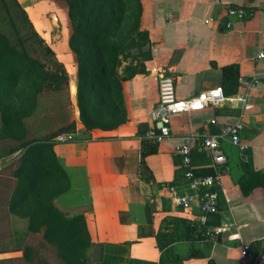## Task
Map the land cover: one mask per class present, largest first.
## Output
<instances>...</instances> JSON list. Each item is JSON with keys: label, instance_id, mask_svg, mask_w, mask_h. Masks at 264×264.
Segmentation results:
<instances>
[{"label": "crops", "instance_id": "1", "mask_svg": "<svg viewBox=\"0 0 264 264\" xmlns=\"http://www.w3.org/2000/svg\"><path fill=\"white\" fill-rule=\"evenodd\" d=\"M140 1V27L148 31L151 58L142 59L144 72L123 82L127 118L110 129H88L80 122L69 139L55 140L54 150L71 184L56 203L69 216L84 215L92 240L91 264H209L210 259L264 264V58H259L264 0ZM230 7H244L247 14L231 18L233 26L227 28ZM231 64L239 65V77L258 79L250 110L228 100L174 114L170 133L161 141L148 135L160 131L151 111L159 101L161 73L173 75L176 95L188 98L222 86L223 67ZM238 90L239 78L237 91L225 95ZM241 115V139L250 145V159L244 161L236 145L222 140L231 170L223 177L219 211L210 223L222 226L223 232L205 239L196 221L199 207L184 211L169 191L170 185H184L186 169L176 149L192 132H218ZM191 142L196 171L211 172L210 156L197 140ZM17 155L0 158V167ZM243 242L251 243L247 263L241 258ZM0 264L65 261L44 230L31 231L28 218L0 203Z\"/></svg>", "mask_w": 264, "mask_h": 264}, {"label": "trees", "instance_id": "2", "mask_svg": "<svg viewBox=\"0 0 264 264\" xmlns=\"http://www.w3.org/2000/svg\"><path fill=\"white\" fill-rule=\"evenodd\" d=\"M106 1L109 0H102V3L98 0H69V45L79 60L78 101L81 123L88 129H110L127 118L121 93L116 96L123 119L111 124L98 121L85 102L90 93L98 90L103 94L108 86H113L112 80L106 76L108 65H103L100 70L89 65L99 52L102 57H107L104 47L97 43L101 34H95L91 29L101 24L112 26L114 17L110 14L117 11L114 6L127 8L134 1V27L142 41L137 43L139 52L125 54L127 59L135 56L138 62L125 67L128 75L124 80L145 71L144 64L139 63L140 58H151L148 31L140 27L141 1ZM97 12L94 19L93 14ZM84 47L89 49L87 53H84ZM239 73L238 64L223 67L222 87L226 95L237 91ZM69 84L65 63L40 34L20 0H0V158L18 154L0 167V203H9L13 213L28 218L31 231L44 230L45 238L56 246L65 264H87L92 240L84 215L69 216L56 203L71 184L67 171L57 158L54 142L60 134L74 132L78 124L69 111ZM52 93L58 101L53 104L52 113L44 115L47 122L42 120L40 126L29 124V120L37 123L43 117L42 98ZM145 154H142L143 171L146 169ZM199 172L206 174L210 170ZM209 264L218 263L210 259Z\"/></svg>", "mask_w": 264, "mask_h": 264}, {"label": "built area", "instance_id": "3", "mask_svg": "<svg viewBox=\"0 0 264 264\" xmlns=\"http://www.w3.org/2000/svg\"><path fill=\"white\" fill-rule=\"evenodd\" d=\"M247 11L244 7H230L228 15L230 19L225 27L233 26V17H244ZM264 58V50L259 54ZM257 77H239L238 93L226 96L222 86L201 91L197 95L188 98H180L175 92V77L171 74L161 73L159 76V101L151 111V118L160 123L159 132L150 131L148 135L157 141H161L170 133L171 117L174 114L203 110L210 106L219 105L225 101H234L242 110H250L253 105L250 101L251 89L255 86ZM244 122L241 117L233 123H226L218 132H192L186 141L176 149V154L182 159V165L186 172L184 185H170L169 191L178 206L184 211H190L194 206L199 207L196 221L199 223V231L205 239H216L223 232L222 226L212 225L211 216L219 211V202L224 193L223 177L230 173L231 165L228 154L222 145V140L227 139L239 149V155L244 161H249V143L241 139V131ZM69 133L60 134L56 140L69 139ZM198 141L201 150L205 151L211 159L210 173H198L192 163L194 145L191 139ZM252 256L250 242H243L241 246V258L247 263Z\"/></svg>", "mask_w": 264, "mask_h": 264}, {"label": "rangeland", "instance_id": "4", "mask_svg": "<svg viewBox=\"0 0 264 264\" xmlns=\"http://www.w3.org/2000/svg\"><path fill=\"white\" fill-rule=\"evenodd\" d=\"M109 1H106V3L112 2V0ZM20 2L28 11L40 34L56 50L59 59L65 63L68 69L70 78L69 89L71 95L69 111L71 116L74 117L79 124L81 121L78 120L75 115V108L72 102V97L78 98L79 60L76 53L73 52L69 45L71 32L69 0H20ZM98 3H102V0H98ZM134 5L135 2L133 1L130 2L127 8H123L122 5H116V8L114 6V9H117V11L110 14L114 17L112 26L107 27L105 24H101V26H96L91 29L93 33L101 34V38L97 41V43L98 45L104 47V53L107 57H102L101 52H99L95 55L94 60L88 63L90 67L93 66L99 70L103 65H108L106 76H108L113 82V86H108L105 93L101 94L97 90L90 93L85 100L86 104L89 106V110L92 112V115L101 123L111 124L123 119V112L118 106V98L116 94L121 93V103L125 106L123 82L125 81L124 78L128 75L125 71V67L132 59V57L129 59L125 58V54L128 51L134 53L139 52L137 43L142 41V39L137 35L134 27L136 19ZM53 13L57 14V23H54L52 20ZM97 14L98 12L93 14L94 19H96ZM86 47H84V53L89 51ZM88 54L92 55V53ZM139 61L141 64L142 58H140ZM137 62L138 59L135 64ZM120 85L122 86L121 91L119 90ZM42 100L43 107L41 108V111L43 113V117L40 118L37 123H35L33 119L29 120V124L31 125L40 126L43 121L47 122L48 118L46 116L52 113L50 110H53V104L58 101L57 96L54 95V93L45 94ZM87 264H91V257L89 254Z\"/></svg>", "mask_w": 264, "mask_h": 264}, {"label": "water", "instance_id": "5", "mask_svg": "<svg viewBox=\"0 0 264 264\" xmlns=\"http://www.w3.org/2000/svg\"><path fill=\"white\" fill-rule=\"evenodd\" d=\"M52 20H53L54 23L58 22L57 14H55V13L52 14ZM136 59L137 58L135 56L132 57V59L130 60L129 64L130 65L135 64ZM72 102H73V105H74V108H75V115H76L77 119L81 121V107L79 105L78 98L77 97H72ZM144 127L146 129L148 128L147 123L144 124Z\"/></svg>", "mask_w": 264, "mask_h": 264}]
</instances>
